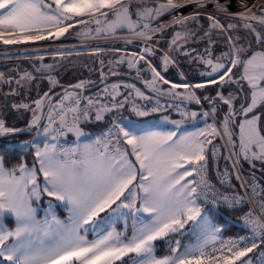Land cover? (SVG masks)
I'll list each match as a JSON object with an SVG mask.
<instances>
[{
    "label": "snow or ice",
    "instance_id": "6c2138e0",
    "mask_svg": "<svg viewBox=\"0 0 264 264\" xmlns=\"http://www.w3.org/2000/svg\"><path fill=\"white\" fill-rule=\"evenodd\" d=\"M131 3L132 0H128L127 4L122 0H52V4H45L43 0H0V10H3L0 12V41L4 44H19L29 40H45L49 36L58 38L73 26L72 23L65 24V22L85 23L84 20H76L77 17L99 13L108 19L109 13L101 11L102 9H108L112 19L104 29L97 28V32L127 29L138 38L148 40L156 31L150 26L153 18L186 6L187 3H194L198 8H204L208 3L214 5L215 12L206 14L211 23L205 35L211 31H228L236 27L233 24L221 23L218 14L232 18L238 17L244 21L258 19L260 25L264 26V16L255 17L251 9H248L247 13L229 12L232 0H185L184 4L167 0L165 4L155 8H146L137 4V10L134 13L129 9ZM237 3L243 8L247 0H237ZM133 15L136 16V20L132 19ZM201 15L205 13L195 12L186 17L175 18L172 23L182 26L186 22L199 23L196 17ZM95 23L100 24L101 21L97 19ZM62 24L65 26H61ZM49 26L56 28V31L45 35L44 32ZM169 26L171 25H160L159 31ZM244 26L249 31H255L251 24ZM138 28L141 30L137 31ZM188 35L192 36L195 33L189 31ZM181 38H183L181 34L177 33L173 44ZM229 39H232L231 35ZM257 39L264 43V35L258 34ZM140 59L143 60L144 56L141 55ZM164 59L167 64L168 57ZM238 62L233 61V65L235 66ZM206 63L212 64V61L208 60ZM244 66V78L249 81L253 89H256L257 81H264V54H261L259 58L252 56ZM223 67L221 64L214 65L213 72ZM250 69H259V71L250 75ZM152 72L154 79L151 86L154 87L156 78L165 84L168 83V80L164 79L155 68H152ZM25 78L30 79L29 74L26 73ZM221 79L223 80V75ZM76 87H83V84H78ZM177 87L180 85L172 84L173 89ZM184 87L188 86L184 85ZM196 87H203V85L198 84ZM137 94L142 95L139 90ZM191 98L193 97H189ZM259 98L264 102V89L260 90ZM221 99L224 98L221 97ZM256 102L257 96L254 91L252 104L246 109L242 107L241 111L247 115L253 111ZM224 103L229 104L230 101L224 99ZM89 104L92 105V101H89ZM36 106L39 108L41 101H36ZM114 106L123 107V104ZM70 111L74 113L73 122L67 127V131L75 133L79 138L85 133L78 125L81 119H87L88 110L72 108ZM104 111H111V109L107 106L97 108L95 115L97 121L103 119ZM57 114L61 117V124L56 130L60 131L67 124L65 119L67 113L61 110ZM137 115L145 116L147 112L137 110ZM192 115L195 116V113ZM255 119L257 117L247 119L240 125L241 147L247 158V152L251 147L259 146L261 155L257 156L253 152V156L260 159L264 158V137L258 138ZM39 120L40 118L34 114L31 126L39 127ZM49 121L50 124L55 122L54 117L50 115ZM245 126H247L246 136L244 135ZM17 131L19 130L6 127L4 121L0 120V134ZM51 131L50 126L44 127L45 134ZM215 131L212 129L213 133ZM120 132L126 144L131 146L130 153L127 150L121 151L117 147L110 150V141L107 138H98L94 141L95 147L86 144L82 149L66 150L62 155L57 154L55 145H45L43 149L36 147L35 156L39 169L35 166L28 168L20 164L8 170L4 167L3 158H0V264H114V261L120 260L129 253H134L139 258L133 261V264H236L237 261H240V264H250L249 261L241 258L247 257L248 253L253 251L256 247L254 242L252 247L240 249L231 242L232 246L227 249L231 253L230 256H216L215 249L213 253L207 252L208 241H215L220 232V229L209 219L207 212H202L196 203L200 196H206L207 193L197 192V188L191 186L192 181L181 183L184 177L191 176L195 169H185L182 173L176 171L184 168L185 164L198 165L201 161H205L203 141L185 143L183 138L180 141H172L174 133L153 132L141 135L131 128L126 130L123 127L120 128ZM225 134L230 136L227 118ZM113 135L115 133L109 130L108 136ZM100 145L104 149L102 152ZM129 155H134L139 164V183L135 186L138 172L134 163L128 159ZM38 172L43 174L42 186L37 181ZM202 187L208 188L209 185L206 181H202ZM136 188L143 193L140 208L135 206ZM42 194L63 202L70 213L68 223L57 219L54 215L51 220L36 219L37 209L33 207V204L39 201ZM122 196L124 201H121L117 209H113L114 212L123 207L150 215L147 223H141L138 228L134 225L135 230L130 240L124 242L120 234L114 235L112 232L93 241H87L80 235L84 225L92 224L95 217L107 208H111L113 204L121 200ZM239 202L236 197L223 198V203L230 208ZM49 213L51 214V209ZM133 215H135L134 212ZM5 218H14L16 225L14 229L9 230L4 226L2 221ZM189 221L193 222L199 230L198 242L186 246L184 251L180 252L178 249L181 241L176 239L174 241L176 247L168 248L172 255L157 258L154 255L153 242L158 239H167L173 234H182L181 230ZM261 233V239L264 240V227L261 228ZM201 238L202 242H200ZM9 240L11 243H6ZM167 242L171 244L172 241ZM233 249L237 250L233 251Z\"/></svg>",
    "mask_w": 264,
    "mask_h": 264
},
{
    "label": "crops",
    "instance_id": "0c3cea01",
    "mask_svg": "<svg viewBox=\"0 0 264 264\" xmlns=\"http://www.w3.org/2000/svg\"><path fill=\"white\" fill-rule=\"evenodd\" d=\"M159 1H161L162 4H165L167 2V0H132V3L129 4V9L130 12L134 13L137 10V4L142 5L146 8H155L157 7V5H159L156 2ZM179 1L181 0H174L175 3ZM122 2L127 4L128 0H122ZM47 3L52 4V0H48ZM106 10L108 9H102L101 11ZM2 11L3 10H0V12ZM187 11L188 10L185 9V7L183 8V10H181V7L176 8L175 10L164 13V15H162L160 18L165 17L166 25H171L174 19L177 18L174 15L182 13L183 16L180 17H186L190 14L195 13L193 12L188 14ZM206 14L203 16L207 17ZM75 19L84 20L85 23H77L75 21L65 22V24L72 23L73 26L69 28V30L63 36H60L58 38L55 36H49V38H54L57 40L52 43L61 44L62 46V44H66V42L72 41L73 43L75 39L79 36H100L104 38L99 41H93L91 43H86L83 45L100 43L107 47L106 44H110L113 42H140L139 44H133V48H116V50H118L119 52L122 51V54H120L118 58V64L110 67V69H112L113 73H117L118 69L125 67L131 75H129V77L124 75L125 77L110 78L106 82L105 86L97 92V95L99 96H107L109 99L115 101H123L131 97L136 100L141 99L149 102L166 101V99L161 98L165 97L184 101L179 103H186L190 101L193 102L191 104L195 105H198L199 103L211 105L212 103L210 101L204 102V99L208 98V94L200 95V93L198 92L200 87H196V85H219L220 83H223V86H226V88H228V90L230 91L234 88H240L242 84L241 80L234 79L231 76L232 66H234L233 61H237L236 59L242 58V56H240V51H242V49H238V54L237 50H235L236 58H231L228 48H226V51L224 48L220 47L219 38L221 34L218 30L211 31L208 35H205V32L208 31L209 25L211 23L207 18L202 20L196 18L199 23L186 22V24L183 26L180 24H174L173 26H169L168 28L165 27L166 29L164 31L158 34L160 32L159 31L157 34L153 35V37L148 41L127 39V36L131 35L132 33L125 31L118 32L114 35L109 34L108 31H102V35L98 34L96 29H104V24L112 19L111 12L108 19H105L104 16H101L99 13H95L92 16L86 15L84 17H77ZM97 19L101 21L100 24L95 23ZM221 19L223 18H220V20ZM224 19L232 20L230 18ZM203 20H207V22H203ZM248 22L252 23V21ZM204 23H209V25H204ZM251 25L253 27H257L256 25ZM61 26L65 25L62 24ZM55 31L56 28L49 26L46 28L44 34L48 35L49 32ZM189 31L194 32L195 35L189 36ZM177 33H180L183 38L177 39L176 43L173 44V39L174 37H176ZM43 41L44 40H29L27 42L32 43ZM22 45L23 43L4 44L2 41H0V54L3 57H6V55L10 52L16 51L13 49L14 47H22ZM69 46L79 45L71 44ZM228 46L230 45L228 44ZM4 49L6 50V52ZM146 49L148 50L146 51ZM21 51L26 50L21 49ZM252 53L253 52H251L248 56H250ZM141 55L144 56L143 60L140 59ZM166 56L168 57L167 64L165 63L164 59ZM219 57L223 58V60L227 62V64L224 63L225 68H220L215 73L213 72V60L214 58ZM208 60H211L212 64L206 63V61ZM236 66L238 65L235 64L234 67ZM152 68H155L157 71H159L164 78L169 80V83L163 84L159 78H156L154 87L151 86V82H153L154 79ZM225 69H230V71H225ZM221 75H223V80L221 79ZM173 83L180 85V87L173 89ZM101 85H103V82ZM184 85H187L188 87L185 88ZM137 90H139L142 95H138ZM200 90L202 91V87L200 88ZM76 92L79 93L78 91L72 90L64 93V95L70 97L75 95ZM230 92L226 96V99H231V97H233ZM176 93H179V95H176ZM189 97L193 98L189 99ZM197 100L199 102H197ZM45 108L46 102L41 101V106L37 108L35 112V116H38L40 118L39 125L43 120L46 111ZM95 115L96 113H93L86 121H84L83 123H79L78 126L85 133V135L80 136L79 138L76 136L75 133L69 131L65 136H57L53 138H35L34 144L28 150H25L26 152H29L31 154V159L23 160L20 164H24L28 168H32L33 166H35L37 169H39V163L37 162L35 156L36 147L43 149L45 145H55L57 154L62 155L63 152L66 150L82 149L83 146L86 144L94 145V141H96L98 138H107L110 141V150L113 147H117L121 151L127 150L130 153L131 146L126 144L124 137L120 132V128L122 127L126 130L128 128H131L134 132L141 135L153 132L161 134L174 133L172 141H180L181 138H183V141L185 143H195L197 141H203V148L205 153L207 139L210 137V132L212 131V129L208 125H206V122L204 120V114H195V116H193V118L189 122H182L176 115L171 113L139 116L129 109L104 111L102 113L103 119L99 121L95 119ZM32 119H34V116ZM206 126L208 129L207 132L204 131V128L206 129ZM222 126H224V123ZM109 130H112L115 135L108 136ZM3 136H8V134H2L0 137ZM30 137H33V135L25 138ZM172 141H169V143H172ZM99 147L101 152L104 151L102 145H100ZM128 159L134 163L138 172L137 181L134 182L135 186V184L139 183V164L138 162H136V158L134 155H129ZM20 164H18L16 167H18ZM195 166L196 164H185L184 168L177 169L176 171L182 173L185 169L193 170ZM4 167L8 170H12L14 168H7L5 163ZM17 175H19V172H17ZM37 181L41 184V186L43 185L42 173L38 172ZM185 181H192L193 183L191 186L195 185L197 188V182L194 171H192L191 176H185L184 180H182L181 183H184ZM136 193L137 195L135 198V206L136 208H140L142 205L141 197L143 196V193L138 188H136ZM125 195L127 196L128 193L126 192ZM121 201H124L123 196L121 197V200L117 201L116 204H113L111 208H107L104 212H101L99 216L95 217L94 222L92 224L84 225L83 228L80 230V235L84 236L87 241H93L103 235H107L109 232H112L114 235L120 234V238L124 242L130 240L133 236L135 228H138L141 223H147L150 219V215L146 212H135V209L123 207L119 208L117 211L114 212L113 209H117V206L121 204ZM196 203L197 205L199 203L201 206H203L205 211L209 213L207 211L208 209L201 203L200 199H197ZM33 207L37 209V220L42 221L45 218L51 220L52 216L54 215L57 219L65 223L69 222L70 213L68 211V208L63 204V202L56 201L54 198L48 197L46 194H42L39 201L33 204ZM49 209H51V214L49 213ZM133 212L135 213V215H133ZM2 222L4 226L9 230L14 229L16 226L14 218H5ZM182 232L183 229L181 230V233ZM161 240L164 239H158L153 242L154 255L157 258L172 255L160 254L158 242H160ZM6 243H11V241H6ZM178 251L182 252L183 248L181 250L178 249ZM137 259L139 258L136 257L134 253H129L127 256L122 257L120 260L114 261V264H133V261Z\"/></svg>",
    "mask_w": 264,
    "mask_h": 264
},
{
    "label": "trees",
    "instance_id": "16d2710c",
    "mask_svg": "<svg viewBox=\"0 0 264 264\" xmlns=\"http://www.w3.org/2000/svg\"><path fill=\"white\" fill-rule=\"evenodd\" d=\"M255 11L261 16H264V0L261 4L256 6ZM196 18L202 20L207 17L201 15ZM220 21L225 25H236V27H234L236 29H246L244 32L236 31L234 28L228 31L218 30L221 34L219 38L220 47L225 50L228 48L231 58H236L235 50H237L238 54V49H242V51H240V56H242V58H240L241 65L234 67V69L238 68V70H240L246 57L251 52H254L253 49L256 51L258 46H264V43L259 42L257 39L258 34L264 35V27H254L258 33L256 34L253 31H249L242 22L225 19H221ZM203 22H207V20H203ZM204 25H209V23H204ZM229 35L232 37L231 40L229 39ZM250 40L252 41L251 43ZM44 41L52 43L57 40L48 38ZM131 43L113 42L106 44L107 47L100 43L79 46L57 45L41 49H28L26 51L16 50L7 54L6 57L0 54V74H2L0 75V119L4 121L5 126L8 128H15L19 131L32 130L35 132L37 127L31 125L33 121L32 118L37 110L36 101H45L46 110L49 101L67 88H77L76 85L83 84V87L77 88L83 89L82 91H78L79 93L97 95V92L105 86L110 78L129 77L131 74L125 67L118 69L117 73H113L110 67L118 64V58L120 54H122V51L119 52L116 48H133V44H139L140 42ZM228 44L230 46H228ZM249 48L253 49L249 52ZM26 73L29 74L30 79L25 78ZM102 82L103 85H101ZM223 85V83L219 85H204L202 91L200 87L198 92L200 95L208 94V98L204 99V102L210 101L212 103L211 110H213L214 118L218 124L222 126L227 118L230 122L232 132L237 137L234 119L238 118L240 115L241 108H246L249 103L247 102L243 104L242 107H238L240 103L239 88H234L230 90V92L228 88ZM236 91H238V93L234 95ZM229 92L233 97L227 99L230 101L229 104H225L224 99H226ZM104 97L109 99L107 96ZM221 97L224 99H221ZM140 101L149 102L141 99ZM14 105L16 107H14ZM22 105H27L28 107H21ZM191 106L198 110L202 109V106ZM255 113L261 116V128L264 133V102L255 110ZM32 135L24 134L0 137V156L3 158L7 168L16 167L18 164L22 163L23 160L31 159V154L29 152H20L7 146V143L14 139H22ZM239 160L243 172L248 179L264 182V174L259 172L257 166H254V164L250 162L243 161L241 153L239 155ZM207 211L213 215V218L217 222L224 224L223 235L221 237L239 233V231L234 230L233 225L229 223V219L236 216L235 212L228 210H220L217 212ZM181 235L182 234H178L179 238ZM176 238L177 234H173L171 237L158 242L160 254H172L168 251V248L169 246L175 248L176 245L173 246L172 243ZM168 240L172 241L171 244L167 242ZM183 246L179 249L181 250ZM253 254L254 251L253 253L251 252L249 256H253ZM241 259L246 260L245 257ZM236 264H240V261H237Z\"/></svg>",
    "mask_w": 264,
    "mask_h": 264
},
{
    "label": "built area",
    "instance_id": "2783aa9c",
    "mask_svg": "<svg viewBox=\"0 0 264 264\" xmlns=\"http://www.w3.org/2000/svg\"><path fill=\"white\" fill-rule=\"evenodd\" d=\"M184 3L185 0L176 2V4ZM188 4L189 3H187L186 6ZM160 25H166L165 17L156 20L152 19L150 26L151 28L156 29V31L152 34L151 38L159 32ZM139 30L141 29H138L137 31ZM101 39L104 38L99 36H79L73 43L72 41L67 42L66 45H83ZM127 39L145 40L144 38H138L133 34L127 36ZM89 101H92V105L89 104ZM118 104H123V107L114 106ZM104 106L110 108L111 111L129 109L135 114H137V110L145 111L147 112V115L171 113L176 115L182 122H189L193 118V113L198 114V109L189 104L171 101L143 102L131 97L123 101H115L99 95H90L86 93H76L70 97L64 95L61 96L56 105L52 107L40 130L37 131L33 137L11 141L7 143V146L18 151H23L30 148L37 137L53 138L57 136H65L68 133L67 127L73 122L74 113L70 111V109L79 108L80 110H84L87 108L88 119L91 114L96 113L97 108H103ZM211 108V105L204 107L206 111ZM153 109L156 110L153 111ZM61 110L67 113L65 117L67 124L63 129L57 131L56 129H58L61 124V117L57 113ZM50 115L54 117L55 121L51 124L49 121ZM86 120L81 119L79 123H83ZM48 126H50L52 131L49 134H45L44 127ZM204 155L205 161H201L200 164H196L194 167L198 192L203 191L207 193L206 196L202 195L199 199L210 211L217 212L220 210H228L235 212L236 216L229 219V223L233 225L234 230L239 231V233L223 236L207 245V252L213 253L215 249L216 251L214 252V255L216 256H230L231 253L228 252L227 249L232 246L231 242L236 244L237 249L252 247L254 242L256 247L253 248V256H249L250 252L245 259L246 261H249L250 264H264V259H262V255H264V240L261 239V228L264 227V207H262V205H264V182L248 179L243 172L240 160L235 152L232 151V149L229 148L220 137L211 136L207 139ZM202 165L203 169L201 170ZM202 181H206L209 187L203 188ZM253 189H255V191H253ZM225 196L229 198L236 197L240 202L235 204L234 207H227L223 203V198ZM217 201H219V203H217ZM237 249H233V251Z\"/></svg>",
    "mask_w": 264,
    "mask_h": 264
},
{
    "label": "rangeland",
    "instance_id": "374dc122",
    "mask_svg": "<svg viewBox=\"0 0 264 264\" xmlns=\"http://www.w3.org/2000/svg\"><path fill=\"white\" fill-rule=\"evenodd\" d=\"M43 2H45L46 4H49V3H47L48 0H43ZM262 2H263V0H247L246 6L241 8V7H239V5L237 3V0H232L231 6L229 8V12L235 13L237 11H242V12L247 13V10L251 9V11L255 15V17L259 18V17H262V16L255 11V8H256V6L261 4ZM191 4H194V3H191ZM183 8L184 7H181V10H183ZM104 12H108L109 15H110L109 10H106ZM193 12H201V13H205V14L206 13H214L215 12V8H214V5L212 3H208L206 5V7H204V8H198L195 5L192 9L187 11L188 14L189 13H193ZM218 15H219L220 18H223V19L224 18H230L232 20H236V21H239V22H242V23L253 24V25H256V26L264 27V26L260 25L258 19L244 21V20H241L238 17L237 18H232L231 16H226V15H223V14H218ZM174 16L178 18V17L183 16V15H182V13H180V14L174 15ZM248 21H252V23L248 22ZM253 22H255V23H253ZM174 24L175 23H171V26H173ZM166 28H168V27H166ZM166 28H164V30ZM234 30L239 31V32H244L246 29L240 30V29L234 28ZM256 31L257 30H255L254 33H257ZM161 32L162 31H160L158 34H160ZM97 33L101 34V35L103 34L102 31L101 32H97ZM251 42L252 41L250 40V43ZM33 43H36V44H33ZM30 44H33V45H30ZM57 45L60 46L61 44L49 43V42H46V41H43V42H32V43L24 42L22 47H14L13 49L14 50L41 49V48H45V47H49V46H57ZM251 47H253V46H251ZM251 49H253V48H249V52L251 51ZM253 51L254 52L250 56H248L246 58L245 63L247 62L248 59H251L252 56H257L259 58V56L261 54H264V46H258L257 50L255 51V49H253ZM5 52H6V50H5ZM235 53H236V51H235ZM236 60L239 61L238 63H236V65H241L240 59L238 58ZM245 63L243 64V68L240 69V70H238V68L234 69L233 68L234 66H232V71H231L232 78L237 79V80L239 79V80L242 81V84H241V86L239 88L240 103H239L238 107H242L243 104H245L247 102L249 103V105H248V107H249L252 104L254 91H255L256 96H257V102H256V105L253 108L252 112H250L247 115H245V113L242 111V113H240L238 118L234 119L235 129H236V132H237V137L232 132L229 120H227V129L230 132V136L225 134V127H226V123L225 122L226 121L224 122V126H220L218 124V122L216 121V119L214 118L213 110L209 109L208 111H206L204 108H202V109L198 110V114H200V115L204 114V118H205L204 120L206 122V125H208L211 129H215L216 130L215 133H213L212 131L210 132V137L211 136L218 137V138L220 137L221 140H223L228 145V147L231 148L232 151L235 152V154L238 157V159H239V155H240V152H241V158H242L243 161L250 162V163L254 164V166H257V169L259 170V172L264 174V158L257 159V158H255L253 156V152H255L257 154V156H260L261 155V148L259 146L251 147V149L247 152V158H245V152H244V150L241 147L242 134H241V130H240V125L242 123H244V121L247 120V119H253L254 117H257V119H255V128H256V131L258 133V138L259 137H264V133H263V130L261 128V116L259 114L255 113V110L263 103L260 100L259 96H260V90L264 89V81H257L258 87L256 89H253L252 85L249 84V81L246 78H244V74H245V66L244 65H245ZM258 71H259V69H250L249 70V74L250 75L256 74V73H258ZM164 79H166V78H164ZM166 80H168V79H166ZM160 81L163 84H165L162 80H160ZM168 83H166V84H168ZM237 93H238V91L234 92V95H236ZM248 107H246V108H248ZM205 114H207V115H205ZM154 115H159V114H154ZM204 131L205 132L208 131L207 126H206V129L204 128ZM1 135L2 134H0V136ZM244 135L245 136L247 135V126H245V134ZM15 140H19V139H14V140H11V141H15ZM11 141H9V142H11ZM238 145H239V148H238ZM23 151H25V150H23ZM23 151H20V152H23ZM197 192H198V190H197ZM198 205L200 206L202 212H206L203 206H201L199 203H198ZM207 214L209 216V219L212 221V223L215 224L220 229V232L217 234V239H219L223 235L224 224H222L220 222H217L213 218L212 214H210V213H207ZM198 238H200L199 230L195 227L193 222L189 221L185 225V228L183 229L181 237L179 238V236H177L176 239L181 241L180 247L184 245L183 246V251H184V248L186 246H190V245L196 244L198 242ZM200 242H202V238L200 239ZM213 242L214 241H208V244H211ZM173 243H172V245L175 246L176 244L175 243L173 244Z\"/></svg>",
    "mask_w": 264,
    "mask_h": 264
},
{
    "label": "water",
    "instance_id": "95a60500",
    "mask_svg": "<svg viewBox=\"0 0 264 264\" xmlns=\"http://www.w3.org/2000/svg\"><path fill=\"white\" fill-rule=\"evenodd\" d=\"M160 5H161V4L157 5V7H159ZM169 12H170V11H169ZM165 13H167V12H165ZM163 15H164V14H163ZM161 16H162V15H161ZM161 16L155 17L154 19H158V18H160ZM132 19H133V20H136V16L133 15V16H132ZM108 23H109V22L105 23L104 26L106 27V25H107ZM123 31H125V32H129L127 29H122V30H117V31H115V32H110V31H108V33L111 34V35H114V34H117L118 32H123ZM215 63H216V65H218V64L223 65L224 67H223L222 69L225 68V64H224V63H221V62H220V63L215 62ZM72 90H75V91H82V89H77V88H67V89L63 90L60 94L54 96V97L50 100V102L48 103V106H47V109H46V111H45V114H44V117H43V120H42L41 124L44 122V120H45L47 114L50 112V110H51V108H52L54 102L57 100V98H58L60 95L66 93V92H68V91H72ZM161 98H164V99L169 100V101H174V102H184V101H179V100H175V99H171V98H165V97H161ZM186 103H190V104H191V103H193V102L188 101V102H186ZM41 124L39 125L38 129L40 128ZM32 133H33L32 130H24V131H17V132H14V133H10V134H8V136H13V135H24V134H32Z\"/></svg>",
    "mask_w": 264,
    "mask_h": 264
},
{
    "label": "flooded vegetation",
    "instance_id": "af4514ba",
    "mask_svg": "<svg viewBox=\"0 0 264 264\" xmlns=\"http://www.w3.org/2000/svg\"><path fill=\"white\" fill-rule=\"evenodd\" d=\"M215 60V61H214ZM214 60H213V62H214V65H216V63L215 62H217V63H225V64H227V62H225L224 60H223V58H221V57H219V58H214ZM216 73V72H215Z\"/></svg>",
    "mask_w": 264,
    "mask_h": 264
},
{
    "label": "bare ground",
    "instance_id": "6f19581e",
    "mask_svg": "<svg viewBox=\"0 0 264 264\" xmlns=\"http://www.w3.org/2000/svg\"><path fill=\"white\" fill-rule=\"evenodd\" d=\"M189 4H188L189 6L187 5L188 7L186 6L187 8L185 7V9L190 10L195 6V4H191V3H189Z\"/></svg>",
    "mask_w": 264,
    "mask_h": 264
}]
</instances>
